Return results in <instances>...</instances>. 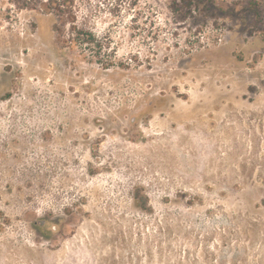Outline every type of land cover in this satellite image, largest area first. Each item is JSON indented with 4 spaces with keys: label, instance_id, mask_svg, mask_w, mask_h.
I'll list each match as a JSON object with an SVG mask.
<instances>
[{
    "label": "rangeland",
    "instance_id": "374dc122",
    "mask_svg": "<svg viewBox=\"0 0 264 264\" xmlns=\"http://www.w3.org/2000/svg\"><path fill=\"white\" fill-rule=\"evenodd\" d=\"M47 1L0 0V264H264V0Z\"/></svg>",
    "mask_w": 264,
    "mask_h": 264
},
{
    "label": "trees",
    "instance_id": "16d2710c",
    "mask_svg": "<svg viewBox=\"0 0 264 264\" xmlns=\"http://www.w3.org/2000/svg\"><path fill=\"white\" fill-rule=\"evenodd\" d=\"M52 2H54V1H52ZM58 2V1H57ZM49 3H50V0L49 1H47V2H44L43 4H42V9L43 10H45V11H47V13H51V11L53 10V8H51V7H49L48 5H49ZM47 9V10H46ZM54 10H55V8H54Z\"/></svg>",
    "mask_w": 264,
    "mask_h": 264
}]
</instances>
